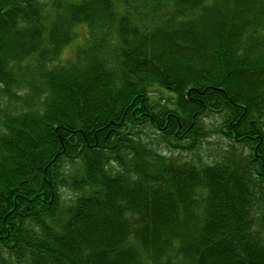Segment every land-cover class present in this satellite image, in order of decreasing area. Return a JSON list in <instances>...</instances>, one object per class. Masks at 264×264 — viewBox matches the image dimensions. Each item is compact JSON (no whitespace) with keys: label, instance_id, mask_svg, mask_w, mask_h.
<instances>
[{"label":"trees","instance_id":"obj_1","mask_svg":"<svg viewBox=\"0 0 264 264\" xmlns=\"http://www.w3.org/2000/svg\"><path fill=\"white\" fill-rule=\"evenodd\" d=\"M212 114L244 168L144 170L139 132L185 150ZM0 245L23 264H264V0H0Z\"/></svg>","mask_w":264,"mask_h":264},{"label":"rangeland","instance_id":"obj_2","mask_svg":"<svg viewBox=\"0 0 264 264\" xmlns=\"http://www.w3.org/2000/svg\"><path fill=\"white\" fill-rule=\"evenodd\" d=\"M81 36H84V31H81ZM72 53L73 47H69L64 51L63 56L67 59L72 56ZM161 96L164 99H168L169 97V95L164 93ZM157 98L158 97L155 95L152 96V100H156ZM220 127L221 119L218 115L212 114L202 116L197 128L196 139L193 142L192 140L187 139L186 141L183 140V142L181 141V143H177L179 145H184L185 150L174 149V147H172L173 144L170 145L168 142L165 143L153 130L147 129L141 131L139 132L142 134L141 144L146 148L147 155H150L148 160L145 161V163H142L141 166L144 167L145 165V171H148V169L154 170V168L157 167V163L164 162L163 159L168 158L167 161L172 162L173 165H175L174 167L187 165L200 168L217 163L229 162L231 165L235 163L237 167L243 166L244 168L248 154L241 155L243 150L240 147H237L236 144L233 146L230 145L229 140L225 139V137L219 133ZM125 159L126 161L130 160L129 157H126ZM63 165L64 171H67L68 175H71L72 178H79L81 176L80 162L76 161L72 164L65 162ZM112 165L115 169H119V163L113 162ZM75 169L76 174L74 172ZM136 170L140 171L139 169ZM70 181L71 180H68L65 184L60 185L58 189L59 214L62 218L56 225V230L59 232H61L64 227V222L66 221L67 216H65L64 213L66 214L68 212V207L78 195L76 187L73 185L71 186ZM66 215H68V213ZM0 264L23 263L22 261H17L13 258L9 251L0 245Z\"/></svg>","mask_w":264,"mask_h":264}]
</instances>
